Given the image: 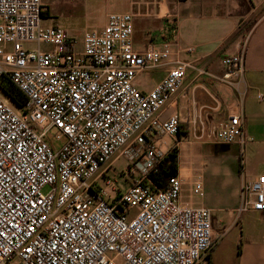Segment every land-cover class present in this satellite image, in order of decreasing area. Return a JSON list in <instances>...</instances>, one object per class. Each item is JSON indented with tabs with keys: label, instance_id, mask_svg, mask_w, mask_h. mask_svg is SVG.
<instances>
[{
	"label": "built area",
	"instance_id": "obj_1",
	"mask_svg": "<svg viewBox=\"0 0 264 264\" xmlns=\"http://www.w3.org/2000/svg\"><path fill=\"white\" fill-rule=\"evenodd\" d=\"M43 12L41 0H0V78L27 98L19 109L0 95V264H208L216 243L210 209L181 204L178 175L163 188L151 180L165 154L156 136L181 131L180 118L162 119L161 110L192 65L174 60L143 92L136 75L172 50L136 51L131 13H110L78 49L62 27L42 25ZM246 54L244 44L224 56L221 75L197 71L246 93ZM193 124L205 130L201 115ZM215 137L236 144L243 164L242 114L220 121ZM125 153L134 177L110 195L98 180L111 185L112 159ZM194 193L203 195L201 185ZM240 196L238 213L264 211V173L244 182Z\"/></svg>",
	"mask_w": 264,
	"mask_h": 264
},
{
	"label": "crops",
	"instance_id": "obj_2",
	"mask_svg": "<svg viewBox=\"0 0 264 264\" xmlns=\"http://www.w3.org/2000/svg\"><path fill=\"white\" fill-rule=\"evenodd\" d=\"M102 1L107 12L99 30L110 13H131L136 51L172 50L167 61L136 75L134 84L139 90L153 89L174 60L192 65L184 84L160 113L162 119L177 115L181 131L176 137L158 134L156 139L165 154L178 149L181 204L210 209L216 243L208 264H264V211L237 212L243 183L264 173V98L257 97L264 95V0ZM41 4L44 16H49L48 4L43 0ZM244 44L246 93H241L244 85L238 90L198 73V68H204L223 74L222 58L236 54ZM230 114L243 115L249 138L243 164L236 144L216 141L218 123ZM196 115L204 121L202 133L195 130ZM198 184L203 195L194 193Z\"/></svg>",
	"mask_w": 264,
	"mask_h": 264
},
{
	"label": "rangeland",
	"instance_id": "obj_3",
	"mask_svg": "<svg viewBox=\"0 0 264 264\" xmlns=\"http://www.w3.org/2000/svg\"><path fill=\"white\" fill-rule=\"evenodd\" d=\"M50 7V15L42 16V25L46 26L56 23L68 32V34L75 39L76 47L81 48L84 35L89 31L99 30L104 24L105 14L107 12V5L102 0H43ZM27 47L30 49L37 48L36 44L29 43ZM42 48L48 49L49 46L41 44ZM0 95L7 99V101L14 107L16 105L1 91ZM130 153L125 155L114 156L112 164L107 172V176L112 179V184L107 185L105 180L99 179L98 183L101 187L107 190L110 195H115L116 192L112 190L114 185L118 190H126L132 181L134 174L128 173ZM45 187L43 192H47Z\"/></svg>",
	"mask_w": 264,
	"mask_h": 264
},
{
	"label": "trees",
	"instance_id": "obj_4",
	"mask_svg": "<svg viewBox=\"0 0 264 264\" xmlns=\"http://www.w3.org/2000/svg\"><path fill=\"white\" fill-rule=\"evenodd\" d=\"M42 15L44 16L45 12H43ZM0 89L19 109H23L26 106V96L7 76L0 78ZM177 172L178 149L177 147H174L164 154L159 163L157 173L151 174V180L158 188H163L166 185L168 178L177 175Z\"/></svg>",
	"mask_w": 264,
	"mask_h": 264
}]
</instances>
